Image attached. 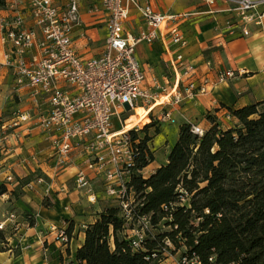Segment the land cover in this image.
<instances>
[{"label": "crops", "instance_id": "0c3cea01", "mask_svg": "<svg viewBox=\"0 0 264 264\" xmlns=\"http://www.w3.org/2000/svg\"><path fill=\"white\" fill-rule=\"evenodd\" d=\"M56 3L64 5L65 0ZM92 6L99 9L97 14L89 11ZM150 6L160 15L184 16L176 23L186 46L166 45L168 36L152 44H139L135 57L145 75L144 86L158 90L183 84L182 70L173 63L181 55L195 67L196 75L190 81L197 87L206 81V93L165 108L172 122L164 124L161 134L150 143L154 161L144 170L149 173L147 177L167 164L175 144L168 139L177 140L180 126L195 125L206 131L210 127L205 119L208 113L222 124L229 120L228 109L238 110L264 101V18L259 24L242 25L226 0L210 5L207 0H152ZM15 15L23 18L25 29L38 31L25 0H19L13 11L0 8V19ZM80 17L82 26L74 27L71 35L76 54L82 60L98 58L104 52L107 37L106 16L99 0H81ZM145 29L140 14L130 8L125 33L137 35ZM9 48L0 31V123L5 128L18 122L22 115L45 116L50 108L46 95L15 83L12 69L5 65ZM227 72L234 77L220 82L219 76ZM165 102H170L168 97L157 100L152 107L154 114L161 111L158 105ZM135 113L126 121L128 128L149 123L144 108L138 107ZM118 128L117 121H113V130ZM2 137L5 152L0 153V189L6 192L0 195V224L13 229V234L6 237L4 248L0 245V264H79L76 252L84 243L86 227L94 224L106 208L118 206L105 194L104 176L87 169L90 159L81 148L71 155L65 169H56L50 140L35 121L19 123L5 135L0 131V140ZM166 142L167 152L163 148ZM158 151L163 152L159 160ZM79 171L86 174L90 191L76 187ZM52 226L69 231L67 243L55 239Z\"/></svg>", "mask_w": 264, "mask_h": 264}, {"label": "built area", "instance_id": "2783aa9c", "mask_svg": "<svg viewBox=\"0 0 264 264\" xmlns=\"http://www.w3.org/2000/svg\"><path fill=\"white\" fill-rule=\"evenodd\" d=\"M8 10L18 7L19 0H0ZM25 0L37 32L24 28L20 15L12 19H0L2 41L9 44L10 54L5 65L12 69L15 83L27 85L48 97L49 112L35 118L22 115L18 122L5 128L0 123V131L5 135L8 129H15L19 123L35 121L38 128L50 140L55 168L65 169L71 155L83 149L89 157L87 169L104 176L105 194L118 201L126 216L130 213V199L126 176L139 157V138L136 134L144 126L132 131H121L126 121L135 114L138 107L147 111L149 123L172 122L171 114L165 111L170 102L158 105L159 113L152 107L161 97L173 99L174 105L191 101L206 93L205 85L197 87L190 79L196 75L195 67L187 64L181 55L173 61L182 70L183 84L150 90L144 86L145 75L135 57L136 47L141 43L152 44L161 37L168 36L166 45L184 48V40L177 21L184 16L160 15L150 6L152 0H99L106 16L107 37L103 54L95 59L82 60L75 51L72 39L74 27H81V0ZM180 1V0H171ZM217 0H207L213 4ZM231 5L238 22L242 25L259 24L264 18V0H226ZM134 8L143 19L146 29L137 35L125 33L124 26L129 18V10ZM97 14L99 9L89 10ZM244 35L248 33L244 30ZM10 56V58H9ZM231 72L219 76L220 82L233 78ZM181 84V85H180ZM68 87L67 90L64 88ZM183 91H182V90ZM170 101V100H169ZM113 119L119 126L113 130ZM193 134L202 136L203 130L192 126ZM0 140V153L5 152L3 137ZM10 180V179H8ZM79 189L90 191L86 174L79 171L75 176ZM128 199V200H127ZM91 203L92 201L88 199ZM14 217L11 216L10 220ZM147 226V219H143ZM5 224H0V231ZM50 231L55 239L67 243L65 229L52 226ZM133 246L139 247L144 239L142 231L131 232ZM182 264H200L183 260Z\"/></svg>", "mask_w": 264, "mask_h": 264}, {"label": "trees", "instance_id": "16d2710c", "mask_svg": "<svg viewBox=\"0 0 264 264\" xmlns=\"http://www.w3.org/2000/svg\"><path fill=\"white\" fill-rule=\"evenodd\" d=\"M228 112L235 123L227 129L211 113L202 136L192 133L193 125L180 126L167 164L149 177L143 173L154 161L150 143L160 126L151 121L132 133L139 138L140 155L125 180L130 213L126 216L118 205L99 214L84 230L76 261L160 264L166 240L185 250L182 261L264 264V101ZM5 192L0 189V195ZM144 218L149 228L165 221L170 231L154 239L144 235L135 248L129 232L135 224L144 225ZM5 239L0 231V243L6 244Z\"/></svg>", "mask_w": 264, "mask_h": 264}, {"label": "rangeland", "instance_id": "374dc122", "mask_svg": "<svg viewBox=\"0 0 264 264\" xmlns=\"http://www.w3.org/2000/svg\"><path fill=\"white\" fill-rule=\"evenodd\" d=\"M169 100H170V102L172 104L173 103V99L171 98ZM154 111H156V110H154ZM135 115H137V113H135ZM130 118H131V116H130ZM113 121H116V119H113ZM222 124H223V129H227V128L233 126L234 123H233V120L231 119V117H229V120H225V122L222 123ZM158 125L160 126V129H162V126L164 125V123L158 122ZM193 126H195V125H193ZM140 127H142V126L140 125ZM161 132H162V130L158 132V135L161 134ZM149 133H150V135L153 134L151 132H149ZM168 140H169L170 144H172V145L176 142L175 138H169ZM167 145H168V142H166L164 144V146H163L165 152L168 151L167 149H165L167 147ZM162 154H163V152H161V151L157 152V159L158 160L160 159ZM148 175H149V173H147V172L143 173V176H145V177H147ZM91 201L93 202V199H91ZM112 201H113L114 204L118 203V201L116 199H114V198H112ZM186 202H187L186 198L185 199H181L180 200V205H184ZM131 225H132L131 222H128L127 228L128 227L130 228ZM134 229H135V231H142L144 233V235L146 237L150 238V239H154V237H157L158 235H162V234L170 231V228H168L166 226V222L165 221L157 229H151L148 226H145V225H142V224H135L134 225ZM12 231H13V229H9V228L3 230L5 238L10 236V235H12L13 234ZM129 236L132 237L133 234L131 232H129ZM163 243H164V245H166L168 247V250L166 251V253L164 255L161 256V261L162 262L160 264H182V255H183V252L185 250L184 249L177 250V248H175L173 245H171L166 240H163ZM0 245L3 248L5 246V244H1V243H0ZM160 245H163L162 241L160 242Z\"/></svg>", "mask_w": 264, "mask_h": 264}, {"label": "bare ground", "instance_id": "6f19581e", "mask_svg": "<svg viewBox=\"0 0 264 264\" xmlns=\"http://www.w3.org/2000/svg\"><path fill=\"white\" fill-rule=\"evenodd\" d=\"M134 128H128L127 126H125L121 131H123V133H125V132L132 131Z\"/></svg>", "mask_w": 264, "mask_h": 264}]
</instances>
